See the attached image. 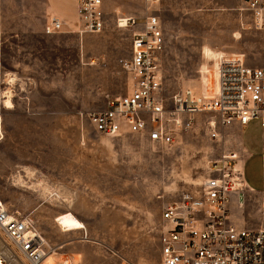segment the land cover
Here are the masks:
<instances>
[{
    "label": "rangeland",
    "instance_id": "obj_1",
    "mask_svg": "<svg viewBox=\"0 0 264 264\" xmlns=\"http://www.w3.org/2000/svg\"><path fill=\"white\" fill-rule=\"evenodd\" d=\"M104 2L109 9L101 32L80 26L8 44L6 60L18 63L17 73L8 75L16 83L14 107L2 118L1 199L34 220L55 264H161L164 206L183 191L199 193L216 174L213 162L236 153L244 185L231 193V221L264 227L260 121L222 126L213 112L199 113L169 145L95 131L88 112L131 84L120 59L130 56L132 28H119L116 18L151 12L144 0ZM155 13L165 35L160 63L167 98L187 88L200 95L202 82L209 85L218 75L222 55L243 54L249 65L264 67V28L252 24L246 0H160ZM64 212L84 227L62 230L56 218Z\"/></svg>",
    "mask_w": 264,
    "mask_h": 264
},
{
    "label": "built area",
    "instance_id": "obj_2",
    "mask_svg": "<svg viewBox=\"0 0 264 264\" xmlns=\"http://www.w3.org/2000/svg\"><path fill=\"white\" fill-rule=\"evenodd\" d=\"M157 3L159 0H147ZM78 20L71 29L98 33L104 30L103 0H77ZM252 24L264 28V0H246ZM64 21L50 15L46 32L61 31ZM119 28H132L130 56L120 59L131 76L125 94L108 95L105 106L88 112L90 123L100 135L134 133L158 145H169L178 132L188 130L195 115L213 112L222 126L248 125L254 120L264 127V67L249 65L243 54L222 55L218 75L200 95L190 88L167 98L162 90L160 55L165 35L156 14L143 18L118 16ZM212 83V84H211ZM16 83L0 76V139L3 111L13 100ZM214 137L219 134L212 133ZM238 154L224 155L213 162V176L206 178L198 193L183 191L167 203L161 213V264H264V227H239L231 221V193L242 190ZM264 168V151L261 156ZM234 172H228L227 168ZM239 203L243 204L240 193ZM0 264H55L53 248L28 215L10 210L0 197Z\"/></svg>",
    "mask_w": 264,
    "mask_h": 264
},
{
    "label": "crops",
    "instance_id": "obj_3",
    "mask_svg": "<svg viewBox=\"0 0 264 264\" xmlns=\"http://www.w3.org/2000/svg\"><path fill=\"white\" fill-rule=\"evenodd\" d=\"M144 3L147 9L151 8V12L146 11L145 14L141 13L142 15H135L136 17L143 18L149 14H156L155 10L158 9L160 0L157 3L144 0ZM103 7L106 14L109 8L107 9V4L105 2L103 3ZM50 15H56L64 21L61 31L51 34H69L73 32L74 30L71 29L70 25H75L78 20L77 0H0L1 77L2 75L4 76V74L15 75L17 73V71L14 70L18 63L16 58L12 57L10 61L6 60V48L8 44L11 46L14 42L26 40L28 36L32 39L33 35L38 36V39H40L41 36L47 37L48 33L45 32V26L48 23ZM238 126L239 125H236L235 128ZM260 184L264 185V178L260 181ZM249 190L254 191L253 189Z\"/></svg>",
    "mask_w": 264,
    "mask_h": 264
},
{
    "label": "bare ground",
    "instance_id": "obj_4",
    "mask_svg": "<svg viewBox=\"0 0 264 264\" xmlns=\"http://www.w3.org/2000/svg\"><path fill=\"white\" fill-rule=\"evenodd\" d=\"M7 109L14 107L13 100L8 98L6 101ZM242 173V172H241ZM56 222L64 231L77 230L84 227V223L72 212H64L56 218Z\"/></svg>",
    "mask_w": 264,
    "mask_h": 264
}]
</instances>
